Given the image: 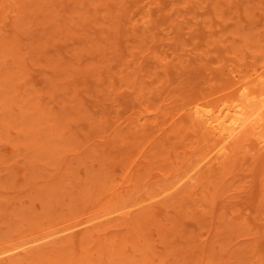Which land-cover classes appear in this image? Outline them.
I'll return each instance as SVG.
<instances>
[{"label":"rangeland","instance_id":"obj_1","mask_svg":"<svg viewBox=\"0 0 264 264\" xmlns=\"http://www.w3.org/2000/svg\"><path fill=\"white\" fill-rule=\"evenodd\" d=\"M243 89L264 0H0V264H264V121L192 172Z\"/></svg>","mask_w":264,"mask_h":264},{"label":"bare ground","instance_id":"obj_2","mask_svg":"<svg viewBox=\"0 0 264 264\" xmlns=\"http://www.w3.org/2000/svg\"><path fill=\"white\" fill-rule=\"evenodd\" d=\"M239 93V100H234H237L236 103H231L230 106L225 105L227 107L224 106V108H220L221 106H219L220 109L217 108L218 110L216 109L217 111L213 113H211L212 111L208 112V110L203 111L197 105L194 106L192 113L194 118L200 123L202 128L210 136L213 137V140H216V143L214 145V148L212 147V149L208 151V153L203 158H201V161H199L198 165L192 170L193 173L196 172H194V170L196 169H199L201 171L206 168V166L210 164H217L221 160H223L225 157H227L228 150L232 143L235 140L240 139L246 133H250L249 131L252 132L251 134L258 136L259 130L262 128V122L264 121V97H262L264 95H261V98H257L256 96H254L255 93L253 91L248 92L245 91V89L240 90ZM209 110H211V108ZM187 177L188 175L172 184L166 191L157 195L156 199H159V197L162 198L163 195L179 189V187L182 186ZM138 205L136 206V208L138 207ZM73 229L75 228H64L51 236L48 235V238H42L38 240L36 239L35 241L30 242L29 245L39 244L44 240L56 236H61L64 233L72 231ZM26 246H21L15 249L13 248L12 250L6 251L2 254L0 253V257H4L5 255L11 253H19L18 251L21 252V249H24ZM21 254L22 253H20V255Z\"/></svg>","mask_w":264,"mask_h":264}]
</instances>
